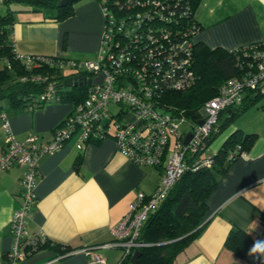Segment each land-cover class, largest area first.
Instances as JSON below:
<instances>
[{"label":"crops","instance_id":"crops-1","mask_svg":"<svg viewBox=\"0 0 264 264\" xmlns=\"http://www.w3.org/2000/svg\"><path fill=\"white\" fill-rule=\"evenodd\" d=\"M72 3V14L63 19L51 17L54 9L16 3L11 34L16 50L94 59L103 28L101 4L97 0ZM194 16L200 26L194 42L202 41L210 48L232 50L264 40V0H199ZM63 74L75 75L72 71ZM251 96L246 97L245 102L252 103L244 110L220 112L219 130L209 140L208 151L215 153L236 129L254 133V140L219 177L206 199L204 225L176 253L173 264H255L258 253L238 256L225 245L233 229L246 231L251 246L255 237L264 236V97L252 100ZM0 110L18 140L33 132L41 142H47L72 105L49 98L32 108L13 106L2 99ZM5 133L0 122V151L6 145ZM78 134L74 132L56 151L40 154L35 206L26 220L30 236L44 235L70 249L59 253L41 247L26 253L18 264H88L85 248L94 246L105 264H119L121 248L103 245L114 240L110 229L128 210L136 192L149 194L157 185L162 166L134 162L117 148L112 135L88 140L79 149ZM21 177V166L0 170V264H7L12 245L9 220L22 202Z\"/></svg>","mask_w":264,"mask_h":264},{"label":"built area","instance_id":"built-area-1","mask_svg":"<svg viewBox=\"0 0 264 264\" xmlns=\"http://www.w3.org/2000/svg\"><path fill=\"white\" fill-rule=\"evenodd\" d=\"M97 1L101 4L104 19L94 59H63L56 55L20 53L13 42L16 56L28 68L38 61L54 64L62 72L69 68L75 75L89 78L101 73L102 80L100 83L84 84L85 97L72 107L62 124L55 128L53 138L47 142H41L39 135L33 132L18 140L11 131L5 112L0 110V122L6 131V145L0 151V170L14 165L22 167V202L9 220L12 245L7 251V264H18L26 253L45 239L44 235L30 236L26 229V220L32 215L36 201L35 179L40 154L56 151L74 132L79 133L76 141L79 149L87 140L112 135L117 148L134 162L162 166L155 189L149 194L136 192L128 210L110 229L114 240L103 244L118 246L122 256L131 255L135 249L147 245L139 239L142 226L174 181L186 170L212 164L214 153L207 148L209 137L217 130L220 112L240 105L248 95L264 94L262 40L260 45L243 46L244 57L239 63V75L221 83L217 93L199 107L196 116L188 118L183 113L176 114L161 107L158 94L162 90H182L195 81L190 48L197 26L192 33L189 28L177 38H172L171 33L158 24L152 28L155 32L142 29L141 25L146 26L145 23L150 20H171L179 0L169 2L167 12L165 6L157 7L155 0L156 5L150 0ZM177 14L189 18L186 9L181 8ZM117 31L123 32V39ZM46 77L35 73L30 79L44 80ZM58 96L51 81L39 94L42 100L58 99ZM112 104L117 105L116 110H111ZM199 119L202 121L197 123ZM183 122H188L190 129L182 130ZM188 131L191 135L184 142ZM172 136L174 142L170 146ZM253 242L264 248V236L255 237ZM94 247L85 248L87 263L105 264V258ZM254 262L264 264V254L258 253Z\"/></svg>","mask_w":264,"mask_h":264},{"label":"trees","instance_id":"trees-1","mask_svg":"<svg viewBox=\"0 0 264 264\" xmlns=\"http://www.w3.org/2000/svg\"><path fill=\"white\" fill-rule=\"evenodd\" d=\"M150 1L156 5L153 0ZM155 1L158 2L157 7H160L158 5L165 6L164 10L167 12V5L175 0ZM16 3L35 8L54 9L55 12L51 16L54 19H63L73 12L72 2L60 4L59 0L2 1L4 9L0 11V100L6 99L13 106L38 107L45 101L39 98V94L45 84L51 81L59 95V100L71 102L72 107H74L85 97L86 86L84 84L63 86L65 75L58 66L36 61L28 68L16 56L11 37L12 25L15 22L14 13L17 10L14 7ZM178 3L179 6L175 9L173 16L174 19L160 20L157 18L154 21L150 20V22L145 23L146 26L141 25L142 29H145V32H155L152 28L158 24L164 26L171 33L172 38H177L189 28L192 33L196 26L198 31L200 26L194 16V9L199 0H179ZM181 8L188 10L189 18L177 14ZM116 33L123 39L122 31ZM260 43L261 41L244 46L260 45ZM190 55L191 65L195 72L193 84L182 90L164 89L158 94L161 107H166L167 110L176 114L183 113L188 118L196 116L199 107L217 93L221 83L230 77L239 75V63L244 57V49L243 46L232 50L219 47L210 48L202 41H193ZM55 57L67 59L63 56ZM35 73L47 75V77L44 80H31L30 76ZM261 96L262 94L258 93L252 94L251 99L256 100ZM245 100L240 105L231 107L232 111L237 109L239 112L252 103L251 101L245 102ZM218 130L219 124L209 140ZM254 136V133H246L236 129L221 143L219 149L214 153V160L210 166L184 171L174 181L164 199L145 220L139 239L146 242L147 245L139 248L141 253L137 262H131L128 254L121 257L119 264H173L176 253L204 225L206 221L204 215L207 210L206 199L215 189L219 177L225 173L230 163L241 151L250 147ZM98 139L101 138L91 140L96 141ZM250 242L249 234L241 229L231 230L225 239V245L238 256L250 255V249L253 248ZM252 243L256 245L253 240ZM41 247L52 248L59 253L70 249L68 246L48 238L42 240L34 250Z\"/></svg>","mask_w":264,"mask_h":264},{"label":"water","instance_id":"water-1","mask_svg":"<svg viewBox=\"0 0 264 264\" xmlns=\"http://www.w3.org/2000/svg\"><path fill=\"white\" fill-rule=\"evenodd\" d=\"M73 1L76 0H59L60 4H66V3H71ZM102 80V75L101 73H98L97 76L93 77V78H89V77H85L82 74H76V75H71V76H67L64 78L62 85L63 86H71V85H76V84H89L91 82L93 83H100ZM202 120L199 119L197 121V123H200ZM191 132L188 131L185 133L184 135V142H186L188 140V138L190 137ZM141 253L140 249H135L132 254L130 255V261L133 263L137 262V258L139 256V254Z\"/></svg>","mask_w":264,"mask_h":264},{"label":"rangeland","instance_id":"rangeland-1","mask_svg":"<svg viewBox=\"0 0 264 264\" xmlns=\"http://www.w3.org/2000/svg\"><path fill=\"white\" fill-rule=\"evenodd\" d=\"M3 7H4V5L1 3V4H0V11H3ZM101 32H102V31H101ZM96 56H97V52H96ZM64 71H65L66 73H68V72L70 71V69H69V68H65ZM262 97H264V96H261L260 98H262ZM116 109H117V105H116V104H112V105H111V110H116ZM111 128L114 130L113 125H111ZM181 129L184 130V131L190 129V125H189V123H188V122H183V123L181 124ZM173 142H174V137L172 136V137H171V146H172Z\"/></svg>","mask_w":264,"mask_h":264},{"label":"clouds","instance_id":"clouds-1","mask_svg":"<svg viewBox=\"0 0 264 264\" xmlns=\"http://www.w3.org/2000/svg\"><path fill=\"white\" fill-rule=\"evenodd\" d=\"M254 253H261L264 254V248H261L257 245H254L252 249H250V255ZM255 258V257H254Z\"/></svg>","mask_w":264,"mask_h":264}]
</instances>
